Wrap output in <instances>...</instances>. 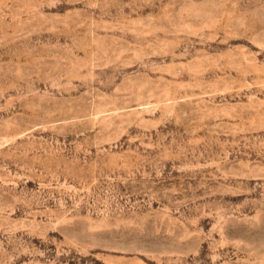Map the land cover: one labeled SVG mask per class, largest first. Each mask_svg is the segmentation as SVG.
Listing matches in <instances>:
<instances>
[{
	"label": "rangeland",
	"instance_id": "rangeland-1",
	"mask_svg": "<svg viewBox=\"0 0 264 264\" xmlns=\"http://www.w3.org/2000/svg\"><path fill=\"white\" fill-rule=\"evenodd\" d=\"M0 264H264V0H0Z\"/></svg>",
	"mask_w": 264,
	"mask_h": 264
}]
</instances>
